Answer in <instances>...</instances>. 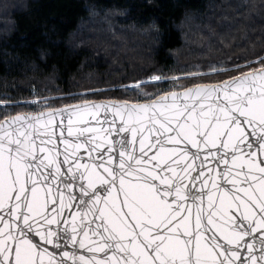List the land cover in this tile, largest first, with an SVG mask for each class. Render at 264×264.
I'll return each instance as SVG.
<instances>
[{"label":"snow or ice","instance_id":"1","mask_svg":"<svg viewBox=\"0 0 264 264\" xmlns=\"http://www.w3.org/2000/svg\"><path fill=\"white\" fill-rule=\"evenodd\" d=\"M253 63L150 103L0 121V264H264V58Z\"/></svg>","mask_w":264,"mask_h":264},{"label":"trees","instance_id":"2","mask_svg":"<svg viewBox=\"0 0 264 264\" xmlns=\"http://www.w3.org/2000/svg\"><path fill=\"white\" fill-rule=\"evenodd\" d=\"M261 58L264 0H0V120L82 100L146 101Z\"/></svg>","mask_w":264,"mask_h":264},{"label":"water","instance_id":"3","mask_svg":"<svg viewBox=\"0 0 264 264\" xmlns=\"http://www.w3.org/2000/svg\"><path fill=\"white\" fill-rule=\"evenodd\" d=\"M239 75H240V74H239ZM239 75H237V76H239ZM228 79H230V78H228ZM228 79H225V80H228ZM222 81H224V80H222ZM222 81H220V82H222ZM220 82H216V83H207V84H196V85H213V84H218V83H220ZM196 85H191V86L185 87V88H183V89L172 90V91L182 92V91H184L186 88H192V87H195ZM172 91H169V92H172ZM166 93H168V92H166ZM163 94H165V93H163ZM163 94H160V95H163ZM160 95L156 96V97L153 98V99L158 98ZM153 99L146 100V101H141V102H139V103H150ZM84 101H85V100L77 101V102H73V103H69V104H64V105H60V106L53 107V108H48V109L39 110V111H36V112H20V113H15V114H13V115H10V116H7V117H4V118L1 119L0 121L4 120L5 118H11V117H14V116H16V115H32V116H34V115H37L38 113L46 112V111H48V110H50V109H51V110H55V109H62V108H64L65 106L82 105ZM87 101L92 102V103H106V102H110V101H125V100H116V99H93V100H87ZM129 102H131V101H129ZM133 103H134V102H133ZM59 122H60V117H57V123H59ZM64 125H65V126L67 125V114H66L65 117H64ZM64 135L67 136V132H66V131H65ZM57 136H59V130H57ZM60 148H61V150H62V149H63V145H60ZM83 155H84V158H85V160H86V159H87V154L84 153ZM61 159H62V157H61ZM77 252H78V254H83V255H86V256L88 255L87 252H82V251L79 250V249H77Z\"/></svg>","mask_w":264,"mask_h":264}]
</instances>
